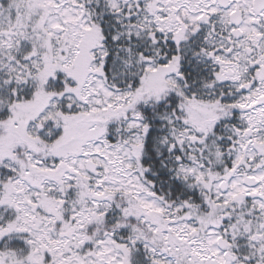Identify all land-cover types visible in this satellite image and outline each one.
I'll return each instance as SVG.
<instances>
[{
	"label": "snow or ice",
	"instance_id": "1",
	"mask_svg": "<svg viewBox=\"0 0 264 264\" xmlns=\"http://www.w3.org/2000/svg\"><path fill=\"white\" fill-rule=\"evenodd\" d=\"M0 264H264V0H0Z\"/></svg>",
	"mask_w": 264,
	"mask_h": 264
}]
</instances>
